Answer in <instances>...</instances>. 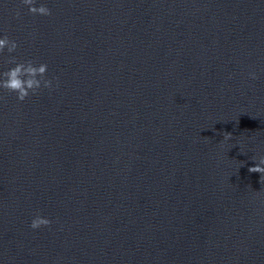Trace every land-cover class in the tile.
Masks as SVG:
<instances>
[{
  "label": "water",
  "instance_id": "1",
  "mask_svg": "<svg viewBox=\"0 0 264 264\" xmlns=\"http://www.w3.org/2000/svg\"><path fill=\"white\" fill-rule=\"evenodd\" d=\"M44 2L0 0L54 78L0 91V264H264V0Z\"/></svg>",
  "mask_w": 264,
  "mask_h": 264
},
{
  "label": "clouds",
  "instance_id": "2",
  "mask_svg": "<svg viewBox=\"0 0 264 264\" xmlns=\"http://www.w3.org/2000/svg\"><path fill=\"white\" fill-rule=\"evenodd\" d=\"M31 15L49 16L50 8L44 0H20ZM16 15H19L18 13ZM18 44L15 39H11L7 34L0 31V56L4 53L12 54L17 49ZM10 65L6 69L0 68V91H8L15 95L17 101H24L29 95H35L41 89H50L54 78L47 76L48 65L40 62L36 63L31 59L17 60L14 55H9L5 61ZM250 78L255 79V73H249ZM230 134H224V140H229ZM256 163L248 171L260 174V180H264V155L253 159ZM52 221L37 212L29 222L32 230L47 227Z\"/></svg>",
  "mask_w": 264,
  "mask_h": 264
}]
</instances>
